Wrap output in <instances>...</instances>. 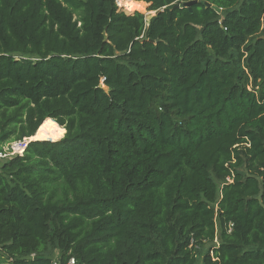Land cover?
<instances>
[{
  "label": "trees",
  "instance_id": "16d2710c",
  "mask_svg": "<svg viewBox=\"0 0 264 264\" xmlns=\"http://www.w3.org/2000/svg\"><path fill=\"white\" fill-rule=\"evenodd\" d=\"M117 1L0 0V264H264V0Z\"/></svg>",
  "mask_w": 264,
  "mask_h": 264
},
{
  "label": "built area",
  "instance_id": "2783aa9c",
  "mask_svg": "<svg viewBox=\"0 0 264 264\" xmlns=\"http://www.w3.org/2000/svg\"><path fill=\"white\" fill-rule=\"evenodd\" d=\"M30 140L31 138H24L22 140L12 141L6 144L0 151V161L2 162L11 157L22 155ZM214 243L217 244V239H215ZM66 264H74V260L70 259Z\"/></svg>",
  "mask_w": 264,
  "mask_h": 264
},
{
  "label": "bare ground",
  "instance_id": "6f19581e",
  "mask_svg": "<svg viewBox=\"0 0 264 264\" xmlns=\"http://www.w3.org/2000/svg\"><path fill=\"white\" fill-rule=\"evenodd\" d=\"M130 6H131L130 9L126 7H124V9L128 12H132V11H142V9L144 8V5L136 4L134 2L130 4ZM49 123H52V122H49ZM49 123L42 126L39 129V131L36 133V135L32 137V140H43V139L44 140L46 139L54 140L57 135L62 133L61 129H59L58 127L55 130H49V125H51Z\"/></svg>",
  "mask_w": 264,
  "mask_h": 264
},
{
  "label": "rangeland",
  "instance_id": "374dc122",
  "mask_svg": "<svg viewBox=\"0 0 264 264\" xmlns=\"http://www.w3.org/2000/svg\"><path fill=\"white\" fill-rule=\"evenodd\" d=\"M134 3H136V4H143V3H141V2H135V1H133ZM132 2V0H122V1H120V0H118L117 2H116V5H117V7H119L120 9H122V10H124V11H126L125 9H124V7H126V8H129L130 9V4H132L133 3ZM144 5V4H143ZM144 9V10H143ZM142 9V11H139L140 13H142V14H144L145 16H146V19L147 20H149L153 15H154V12H147V5H144V8ZM126 12H128V11H126ZM133 12V11H132ZM129 13H131V12H129ZM101 87H103V85L101 84ZM49 124H51V125H49V130H55L56 129V127L54 126V123L52 122V123H49ZM44 126V125H43ZM62 128V127H61ZM63 137V136H62ZM32 139V138H31ZM44 140V139H43ZM46 140H48V139H46Z\"/></svg>",
  "mask_w": 264,
  "mask_h": 264
},
{
  "label": "water",
  "instance_id": "95a60500",
  "mask_svg": "<svg viewBox=\"0 0 264 264\" xmlns=\"http://www.w3.org/2000/svg\"><path fill=\"white\" fill-rule=\"evenodd\" d=\"M190 4H191V3L186 4V6H190ZM31 141H38V140H32V139H31L30 142H31ZM23 259H32V257H31V256H28V257H24Z\"/></svg>",
  "mask_w": 264,
  "mask_h": 264
}]
</instances>
